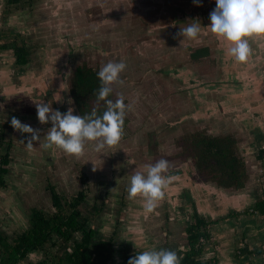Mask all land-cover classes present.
Segmentation results:
<instances>
[{
	"label": "rangeland",
	"instance_id": "374dc122",
	"mask_svg": "<svg viewBox=\"0 0 264 264\" xmlns=\"http://www.w3.org/2000/svg\"><path fill=\"white\" fill-rule=\"evenodd\" d=\"M215 7V0H200L199 4L193 0H21L12 5L0 0V45H12L18 34L34 51L21 73L12 47L0 49V153L10 156L7 187L0 193V231L10 241L18 233L14 229H27L26 216L35 207L31 203L23 208L20 198L39 196L44 211L50 213L47 189L53 186L68 195L85 189L83 211L95 205L102 209L90 227L105 241L114 235L119 241L109 264H122L129 253L156 247H172L184 256L190 247L186 231L197 223V213L211 224L206 261L264 264V215L254 209L264 201V162L257 161L256 155L264 147L260 141L264 135V93L260 89L262 84L264 88V35L249 37L251 53L245 61L251 60L249 65L235 62L226 55L225 41L206 27ZM193 20L201 25V33L181 44V26ZM208 48L210 57L200 62L193 59L197 50ZM120 59L126 68L120 74L122 83L112 85V99L120 95L131 105L125 115L129 125L120 141L101 152L89 142L80 155L66 154L55 146L41 147L52 125L51 121L40 123L36 104L46 102L62 113L72 108L80 115L71 97L76 71L84 65L98 70ZM230 68L238 74L233 76ZM184 72L198 77L185 92L175 83L181 81L178 73ZM240 78L255 84V89L240 94L245 81L239 86L234 83ZM247 99L256 103L261 115L253 116L255 107ZM222 103L230 107L226 112L235 111V117L219 116L224 111ZM192 114L197 121L189 118ZM12 117L38 130L42 140L33 141L31 150L22 142L31 134L15 129ZM199 130L240 140L250 171L246 189L221 190L200 178L194 161L190 167L172 161L177 138ZM150 145H156L159 155H154L156 150ZM161 158L187 172L171 181L157 208L146 214L140 197L128 198L129 177ZM259 250L262 255L256 253ZM42 259L34 253L23 264H38Z\"/></svg>",
	"mask_w": 264,
	"mask_h": 264
},
{
	"label": "trees",
	"instance_id": "16d2710c",
	"mask_svg": "<svg viewBox=\"0 0 264 264\" xmlns=\"http://www.w3.org/2000/svg\"><path fill=\"white\" fill-rule=\"evenodd\" d=\"M8 5L18 4L21 0H6ZM0 33V39L2 38ZM12 45H0V49L12 47L16 66L21 73L25 72L34 55L33 48L27 46L16 34ZM11 43V42H10ZM210 55V50L200 49L193 53V58L200 59ZM97 69L87 65L78 69L72 80L71 95L77 102L80 115L90 113L93 108L102 114L106 105L98 101L96 91L100 87ZM112 99V95L108 97ZM128 120L124 119L123 130ZM262 138H260V141ZM241 142L234 137L212 135L208 132L189 134L183 143L186 159L194 161L195 168L201 179L207 184H214L225 191H240L247 188L250 180L248 163L241 149ZM3 142L0 143V147ZM257 160L264 162V149L260 147ZM10 156L0 153V193L6 185L9 173ZM49 191L53 211L31 209L29 214V228L22 229L10 241V236L0 231V264H23L28 256L34 253L42 255L38 264H109L115 235L109 241L96 242L97 233L91 229L90 223L102 214V210L95 205L90 213H82L86 203V191L70 195L60 193L56 187L50 186ZM255 212L264 215V201L259 203ZM95 212V213H94ZM94 213V214H92ZM99 215V216H100ZM197 223L187 230L188 251L180 260V264H211L203 261L205 247L210 242V222L197 213ZM80 235L79 240L76 236ZM204 241V242H203ZM72 243L71 251L69 249ZM248 252V251H247ZM130 257H128L129 260ZM30 264V263H29ZM128 264V261H127Z\"/></svg>",
	"mask_w": 264,
	"mask_h": 264
},
{
	"label": "clouds",
	"instance_id": "9594fccd",
	"mask_svg": "<svg viewBox=\"0 0 264 264\" xmlns=\"http://www.w3.org/2000/svg\"><path fill=\"white\" fill-rule=\"evenodd\" d=\"M193 2L199 4L200 0ZM215 4L216 7L210 13L211 22L206 27L217 38L228 42L230 46L226 48V55L237 62H245L251 53L249 37L264 35V0H215ZM200 33L201 25L197 22L181 26V44L186 39H197ZM125 68L123 59L108 61L96 73L100 81L96 98L106 105L102 114H98L95 108L84 115L74 114L72 108L62 113L46 102L37 103V118L40 123L51 121L52 125L43 136L40 146L44 149L55 146L66 154L80 155L89 142L93 143L97 152L116 145L122 136L126 110L131 105L125 103L123 96L117 95L115 100L108 97L113 92L112 85L122 83L120 74ZM11 125L23 133L31 134L26 142L22 141L29 150L33 148V141L42 140L38 130L21 123L16 117H12ZM170 166L168 159L161 158L154 163L144 164L129 177L126 189L128 198L140 197L146 214L157 208L165 195V189L174 179L173 176L166 175ZM128 264H180V258L173 249L149 248L130 257Z\"/></svg>",
	"mask_w": 264,
	"mask_h": 264
},
{
	"label": "flooded vegetation",
	"instance_id": "af4514ba",
	"mask_svg": "<svg viewBox=\"0 0 264 264\" xmlns=\"http://www.w3.org/2000/svg\"><path fill=\"white\" fill-rule=\"evenodd\" d=\"M198 9L200 10V6L198 7ZM196 13V12H195ZM195 13H191V14H195ZM191 14H188V15H191ZM193 17H195V15L193 16ZM187 20H185V21H190L191 19L190 18H186ZM190 19V20H189ZM200 19V18H199ZM193 22H195V21H193ZM225 44L227 45V46H230L229 44H228V42L227 41H225ZM261 46H263V44L261 45ZM193 55V54H192ZM193 57V56H192ZM209 57H210V55H209ZM204 58H208V56H205V57H202V58H200V59H195V58H193L196 62H200V61H202ZM234 60V59H233ZM235 61V60H234ZM236 62V61H235ZM240 63H242V65H244V66H246V65H249V63H251V60H250V62L249 63H246V62H240ZM249 67V66H248ZM99 70V69H98ZM239 70V69H238ZM229 71L231 72V74L233 75V76H235V75H237L238 74V71H237V73L235 72V71H233L231 68L229 69ZM240 72V71H239ZM185 73V75H183V74H180V73H178L179 75H180V77H181V81H175V83H178V85L181 87V89H183V91L184 90H186L187 88H189V87H191V88H193V86H192V83L194 82V79L195 80H197L198 81V77H197V79L196 78H194V77H190L189 76V74L187 73V72H184ZM199 78H201V76L199 77ZM226 81V80H225ZM244 81H245V84H244V87H243V89H242V91L240 92V94H243L244 92H247V91H250L249 89H251V88H253V89H255V84H252V82H249V83H247L248 82V80L247 79H244V80H241V78H240V80L238 79V80H236V81H234V83L235 82H237L236 83V86H239V85H242L243 83H244ZM218 83H220V81L218 82ZM229 83H231V81L229 82ZM221 84H227V82L226 83H221ZM248 87V88H247ZM260 89H261V93L263 92L264 93V88H263V84H262V87H260ZM185 92V91H184ZM113 93V92H112ZM112 93H111V95H112ZM71 97H72V95H71ZM239 97V96H238ZM261 97H262V95H261ZM263 97H264V94H263ZM235 98L237 99V97H236V95H235ZM247 98V97H246ZM196 101H201V99H199V98H196ZM246 102H251L249 99H247L246 100ZM237 104H238V102L237 103H235L234 105L235 106H237ZM222 105H223V110L224 111H222V113L221 112H219V116H221V118H223V117H230V116H232V117H235V111H233L232 113H230V112H226V110L227 109H230V107L229 106H227V108H226V105L224 104V103H222ZM256 103H254V105L252 104V102H251V107H255L254 108V110H255V112H253V116L254 117H258L259 116V112L256 110ZM247 110V109H246ZM196 114V113H195ZM261 115V114H260ZM197 116V115H196ZM195 115H190L189 116V118L190 119H193V120H195V121H197V117H196ZM247 116H248V114H247ZM246 116V118H248ZM126 118V117H125ZM127 120H128V118H126ZM234 120V119H233ZM207 122H210V121H207ZM234 124V123H233ZM128 125H129V122H128V124H127V126H126V129L125 130H123V132H122V136L124 135V132H126V130H127V127H128ZM202 132H208V131H205V130H199V131H186V132H184L183 134H182V136H180V137H178L177 138V140H176V143H175V148L177 149V153L171 158L172 159V161H180V163H178V165H180L181 163H186V164H188L189 163V167H190V163L192 162V160L191 159H187V162H184L185 160H186V157H184L183 156V154H184V147L182 146L183 145V143H184V140H185V138L189 135V134H198V133H202ZM208 133H210V132H208ZM211 134V133H210ZM213 135V134H212ZM262 135H263V133H262ZM221 136H225V137H234V138H236L234 135H230V134H227V135H221ZM264 135H263V137H262V140H263V143H264ZM150 147H151V150L153 151V150H156V145H150ZM262 149H264V147H262ZM154 155H159L158 154V151L156 150V152H155V154ZM261 162V161H260ZM149 163H152V162H149ZM178 165H171L170 166V168H169V172H168V174H166V175H170V176H173L174 178H178V177H181L182 175H185L186 174V169H184L185 167H181V166H178ZM177 166V167H176ZM87 199V198H86ZM86 204V203H85ZM97 206V205H96ZM84 208H85V205H83V207H82V213H84L85 215H88V214H86V213H90L91 211H92V209H89V208H87V209H85V212L83 211L84 210ZM99 209V208H98ZM102 210V209H101ZM95 213V212H94ZM94 213H92V214H94ZM100 215V214H99ZM98 215V216H99ZM97 216V217H98ZM93 223H96V220H94V222ZM90 227V226H89ZM91 229H93V227H90ZM97 230V229H96ZM95 230V231H96ZM96 233H97V231H96ZM79 236V239L81 238V236L80 235H78ZM76 238H77V236H76ZM79 239H77V240H79ZM100 240H104V238H102V236H101V234L99 233V235H97V238H96V242H99ZM105 241V240H104ZM119 244V241H116L115 240V243H114V245L112 246V252L113 251H115V247L117 246ZM67 251H69V249H67ZM112 252H111V254H112ZM138 251H136V253H137ZM136 253L135 252H131V254L130 255H128L126 258H128V257H132V256H135L136 255ZM110 259H111V255H110Z\"/></svg>",
	"mask_w": 264,
	"mask_h": 264
},
{
	"label": "crops",
	"instance_id": "0c3cea01",
	"mask_svg": "<svg viewBox=\"0 0 264 264\" xmlns=\"http://www.w3.org/2000/svg\"><path fill=\"white\" fill-rule=\"evenodd\" d=\"M263 41H264V39L262 40V44H263ZM259 43V42H258ZM263 147V146H262ZM257 154L259 153V151L258 152H256ZM256 154V155H257ZM257 161H259V160H257ZM260 162V161H259ZM261 163V162H260ZM40 198H39V196H33V195H28V194H26L25 196H22L21 198H20V200H19V203H20V205L24 208V205H29V204H34L35 205V207H33V209H39V210H45L43 207H42V205L40 204ZM50 203H51V201H50ZM51 207H52V205H51ZM31 208H25V211H29ZM50 211L52 212L53 211V208L52 209H50ZM46 212V211H45ZM50 212V213H51ZM46 213H49V212H46ZM29 214H30V212H29ZM29 214L26 216L27 217V219H28V217H29ZM28 225H29V222H28ZM29 227V226H28ZM28 227H27V229H28ZM26 229V228H25ZM15 231H17V232H19V233H21L20 231H22V228L21 229H14ZM3 232V231H2ZM156 248H162V247H156ZM165 248H167V249H169L168 247H165ZM69 249H72V247L69 245ZM170 249H173L172 247L170 248ZM175 249V248H174ZM188 249H190V248H188L187 247V249H186V252L188 251ZM185 250V249H184ZM183 250V251H184ZM71 251V250H70ZM139 252V251H138ZM182 251L180 250V251H177V255L178 254H180L181 256L179 257L180 258V260L184 257L183 256V253H181ZM185 252V253H186ZM136 253V252H135ZM258 255H262V250H259V251H257L256 252ZM39 254V253H38ZM129 254H131V253H129ZM39 255H41V254H39ZM185 255V254H184ZM205 256H204V259H203V261L205 262L206 261V256L208 255V254H204ZM126 260H127V258H125ZM126 260L125 261H123V263L125 262V264H126ZM26 262H28V261H26ZM209 262V261H208ZM122 263V264H123ZM29 264V263H28Z\"/></svg>",
	"mask_w": 264,
	"mask_h": 264
},
{
	"label": "bare ground",
	"instance_id": "6f19581e",
	"mask_svg": "<svg viewBox=\"0 0 264 264\" xmlns=\"http://www.w3.org/2000/svg\"><path fill=\"white\" fill-rule=\"evenodd\" d=\"M187 20V19H186ZM199 22V21H198ZM226 67V66H225ZM235 87V86H234ZM237 118V117H236ZM211 186V185H210ZM219 203V202H218ZM190 228V227H189Z\"/></svg>",
	"mask_w": 264,
	"mask_h": 264
}]
</instances>
